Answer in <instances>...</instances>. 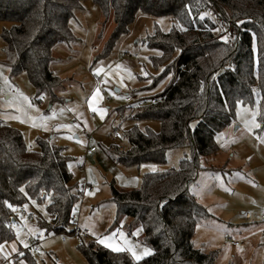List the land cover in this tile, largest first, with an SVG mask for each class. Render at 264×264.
Returning <instances> with one entry per match:
<instances>
[{
    "label": "trees",
    "instance_id": "trees-1",
    "mask_svg": "<svg viewBox=\"0 0 264 264\" xmlns=\"http://www.w3.org/2000/svg\"><path fill=\"white\" fill-rule=\"evenodd\" d=\"M93 1L102 11L98 37L108 22L114 23L94 62L110 55L138 12L174 21L169 31L156 27L142 39L158 52L151 56L157 72L138 74L141 86L132 91L146 102L116 109L119 116L135 123L157 120L160 130L134 124L122 131L127 147L101 145L103 151L115 164L126 167L164 165L171 149L189 148L190 154L177 167L142 173L139 187L119 188L114 180L110 182V200L116 205L113 226L128 217L124 228L129 235L142 227L139 241L151 247V254L137 261L130 251L117 252L83 237L78 249L89 264H215L217 251L206 252L194 244L198 224L214 215L191 186L202 169H213L201 161L218 153L216 136L235 121L238 103L257 104L264 127V0ZM83 2L0 0V20L12 22L0 33L4 64L11 76L27 73L40 101H63L56 90L65 79L50 64L57 45L78 40L71 21ZM222 22L231 23L233 42L221 39ZM167 78L164 87L155 91ZM36 145V149L28 147L18 128L0 119V244L15 239L14 219L32 201L47 200L48 217L36 213L39 228L46 233H71L79 188L70 168L72 157L48 139L38 138ZM14 259L15 264L19 260L39 264L29 248Z\"/></svg>",
    "mask_w": 264,
    "mask_h": 264
},
{
    "label": "rangeland",
    "instance_id": "rangeland-1",
    "mask_svg": "<svg viewBox=\"0 0 264 264\" xmlns=\"http://www.w3.org/2000/svg\"><path fill=\"white\" fill-rule=\"evenodd\" d=\"M83 6V9L76 11V19L71 22L78 40L69 47L59 49L60 53L56 48L55 60L50 64V68L65 79L56 90L63 101L49 102L48 98L40 101L26 72L11 76L10 69L4 64L6 54L3 50L4 41L0 37V119L17 127L23 133L27 146L32 149L37 148L38 138L48 139L64 148L65 153L72 157L70 168L74 182L92 185L93 193L90 198L83 204L78 201L75 210V218L89 231V236L84 240L99 242L111 237L106 243H111L113 239L119 242V238L129 235L122 222H128V217L120 225L113 226L116 205L110 200V182L114 180L119 188L139 187L140 177L132 181L129 179L131 173L140 171L142 174L145 171L177 167L180 160L190 154L189 148L171 149L167 152V162L164 165L145 163L126 167L113 163L101 147L113 143L127 147L128 142L122 136V131L134 124L141 129L150 127L160 130V122L157 120L135 123L119 116L116 109L126 106V95L133 91L134 85L141 84L138 74L157 72L151 63V56L158 52L148 48L142 39L152 34L156 27L169 31L174 21L169 16L138 12L129 32L119 38L110 55L94 62L95 54L101 49L114 23L112 20L108 22L99 38L101 8L93 0H84ZM11 26L12 22L0 20V33ZM136 54L138 57H135ZM115 63L134 74L133 83L116 92L115 87L118 86L107 78L102 85L107 92L103 107H92V104L90 107V98L99 90L94 74L100 66L109 67V64ZM167 80L168 78L162 81L155 91L161 90ZM107 106L109 115L103 120L99 110ZM258 112L257 104H237L235 121L216 136L220 148L218 153L201 161L203 165L212 166L213 169H202L196 183L191 186V191L196 194L199 202L214 214L209 219V225L200 224L197 228L195 244L217 251V264L263 262L264 227L261 223H264V127L259 123ZM253 120L260 127H253ZM89 134L94 137L99 148L92 157L86 155ZM46 204L47 200L42 203L32 201L25 206V212L19 215V221L13 223L16 237L12 241L20 245L21 252L29 248L39 264H52L53 261L62 264H89L78 249L81 238L70 232L46 233L39 228L36 213L40 212L48 217ZM246 213L252 215L251 220L245 219ZM255 220L259 222H252ZM247 226L256 227V230L248 237L239 236V232H243ZM140 229L129 236L139 244L137 248L141 252L149 248L152 253L151 247L139 241L142 235ZM29 234L40 239L41 247L38 250H34L29 242ZM226 234L233 239L240 237L243 244L238 248L232 247ZM62 236H66V241L61 240ZM127 242L125 240L124 244L127 245ZM6 245L0 248V264H15V252L10 247L6 249Z\"/></svg>",
    "mask_w": 264,
    "mask_h": 264
},
{
    "label": "crops",
    "instance_id": "crops-1",
    "mask_svg": "<svg viewBox=\"0 0 264 264\" xmlns=\"http://www.w3.org/2000/svg\"><path fill=\"white\" fill-rule=\"evenodd\" d=\"M76 19V18H75ZM72 22V21H71ZM100 25V24H99ZM77 37V36H76ZM78 38V37H77ZM70 45H65V44H59V45H57L56 47H55V49L57 48V51L60 53V50L59 49H63V47H69ZM54 52H55V50H54ZM57 52V53H58ZM111 64V63H110ZM108 65L109 67H106V66H104V65H102V66H100L99 67V69H102V71H100L99 72V75H103V80H106L107 78H109L110 80H112L113 82H114V84L115 85H117L118 87H115V88H119V92L121 91V88H123V87H129L130 86V84H132L133 83V81H134V77H133V75L134 74H132V73H130L129 71H127L122 65H120L119 63H115V65ZM55 72V71H54ZM101 73H103V74H101ZM96 74H98L97 72H96ZM58 75V74H57ZM129 85V86H128ZM141 86V84H139V85H134L133 86V90L134 89H136V88H139ZM99 88V87H98ZM138 95H146V94H148V93H146V92H139V93H137ZM104 95L105 94H102L101 93V90H100V88H99V94L96 96V98L95 99H92L91 100V104H92V107H103L102 105H103V103H104ZM127 95H135V94H133L132 92L130 93V94H127ZM93 97V96H92ZM109 107L107 106V108H100V110H99V112H100V114H101V118L103 119V120H105L107 117H108V115H109V113H108V109ZM90 114H92V112H90ZM94 114V113H93ZM94 116V115H93ZM87 141V140H86ZM87 143V142H86ZM87 148H88V144H87ZM98 149L99 148H97V150L95 151V152H93L92 154H87V150H86V155L88 156V157H92V156H94V154L96 153V152H98ZM104 153V152H103ZM114 163V162H113ZM146 172V171H145ZM128 174V173H127ZM141 173H140V171H138V172H133V173H131V175H130V178L129 179H131L132 181H134V180H138L139 179V177H140V179H141ZM80 185V184H79ZM92 193H93V190L92 191H90V192H88V194H87V196L85 197V199L82 201L83 203H84V201H86L87 200V198H90V195H92ZM195 194V193H194ZM196 195V194H195ZM197 197V196H196ZM81 202V203H82ZM82 203V204H83ZM214 215V214H213ZM262 216H264L263 214H262ZM214 217V216H213ZM245 217V216H244ZM215 218H217V216H215ZM212 219V218H211ZM245 219L246 220H249V219H247L246 217H245ZM252 219V218H251ZM250 219V220H251ZM16 220V222L17 221H19V219H15ZM124 220V219H123ZM128 220H129V218H128ZM127 221V220H126ZM126 221L124 220V221H122L123 222V224H125L126 223ZM264 221V220H263ZM252 222H255V223H257V222H259V220H255V221H252ZM209 223H210V220L208 219V220H204V221H202V222H200L199 224H198V226H197V228L199 227V225L200 224H205V225H209ZM122 224V225H123ZM262 224V226L264 227V223H261ZM260 224V225H261ZM260 225H259V227H260ZM262 227V228H263ZM138 228H141L140 229V231L143 233V229H142V227H138ZM138 228H136L135 230H137ZM258 228V227H257ZM245 230H243V232H239V236H241V237H248V235L249 234H251V233H253V231H255L256 230V227H254V228H250V226L248 227H245L244 228ZM135 230L133 231V232H135ZM141 233V234H142ZM127 234V233H126ZM195 236H196V234H195ZM195 236H194V244H195ZM131 236H126V237H121V238H119L120 239V241L118 242V241H116V239H113V241H111V243L112 244H115L117 247H121V248H124L125 250H127V251H129L128 250V248L130 247L132 250H135L136 251V253H137V255H138V246L137 245H139V244H137L136 242H135V240H133V239H131L130 238ZM225 237H227V236H225ZM235 237V236H234ZM228 238V237H227ZM118 239V240H119ZM127 240L128 242H127V245H125L124 243H125V240ZM229 239V238H228ZM235 239H240V237H235ZM124 241V242H123ZM131 241V242H130ZM229 244H230V240H229V242H228ZM5 244H7L6 246H5V248L7 249V247H10V249L12 250V252H15L14 253V256L16 255V254H19V252H20V250H21V247H20V245H17L16 244V242H14V241H12V242H7V243H4V244H2V245H5ZM231 245V244H230ZM195 246H196V244H195ZM232 247H236V248H238L239 246H233V245H231ZM263 246V248H264V244L262 245ZM196 247H198V246H196ZM110 248V247H109ZM198 248H201L202 250H204V251H206V252H208V251H214L213 249H205V248H203V247H198ZM111 249H113V248H111ZM146 250H150L149 248H147ZM140 251V250H139ZM131 252V251H130ZM142 252L140 251V254H141ZM150 253H151V250H150ZM145 257V256H144ZM217 257H218V255H217ZM217 257H216V260H217ZM15 258V257H14ZM215 260V264H217L216 261ZM251 260V259H250ZM20 261V263L21 264H25L24 263V260H19ZM245 262H251V261H245ZM244 264H248V263H244Z\"/></svg>",
    "mask_w": 264,
    "mask_h": 264
},
{
    "label": "built area",
    "instance_id": "built-area-1",
    "mask_svg": "<svg viewBox=\"0 0 264 264\" xmlns=\"http://www.w3.org/2000/svg\"><path fill=\"white\" fill-rule=\"evenodd\" d=\"M222 24L224 26L223 36L228 37L227 42H229V43L233 42L234 32L232 31L233 27H232L231 23L230 22H228V23L222 22ZM135 57H138V55L136 54ZM94 78H95V82H96L97 86L101 90V93L106 94L107 93L106 90L102 87V85L104 83L102 75L95 73ZM177 81H178V78L175 79V82H177ZM125 101L127 102V104H130V105H143L146 102V99L144 97H141V96L126 95ZM91 115H93V113ZM87 144H88L87 154H92L98 148L94 137L90 134L87 136ZM91 190H92V185L89 183H83V184L79 185V188L77 190L78 201L82 202L85 199V197L87 196L88 192H90ZM263 215H264V211H263ZM245 217L247 219H251L252 215L250 213H246ZM71 233L76 235L79 238H82V237L86 238L89 236L88 229L83 228L79 224V222L76 218L74 219L73 225L71 227ZM226 236L229 238L230 244L233 246H241L243 244L242 240H240V239H233L228 234H226ZM28 240H29V242H31V245H32L34 250H38L41 247L40 239L37 236H35L34 234H29ZM61 240L66 241V236H62ZM14 257H19V254H16Z\"/></svg>",
    "mask_w": 264,
    "mask_h": 264
},
{
    "label": "snow or ice",
    "instance_id": "snow-or-ice-1",
    "mask_svg": "<svg viewBox=\"0 0 264 264\" xmlns=\"http://www.w3.org/2000/svg\"><path fill=\"white\" fill-rule=\"evenodd\" d=\"M221 39L224 40L225 42H227L228 37H227V36H222ZM100 71H102V69H98V70H97V73L99 74ZM98 94H99V90H97V91L93 94V97L90 98V104H89L90 107H91V100H92V99H95L96 96H97ZM93 111H96V109H93ZM252 126H253V127H257V128L260 127V125L257 124V123L255 122V120L252 121ZM250 130H251V128H250ZM9 207H12V206L9 205ZM111 239H112V238L109 237V238H106V239H101L99 242H100L101 244H105V246H107V247L113 248V250H114V251H117V252L125 250L124 248L117 247L115 244H112V243H106V240H111ZM2 247H3V245L0 244V248H2ZM128 250L131 251V255H132L137 261L141 260V259L143 258V256L151 254V253H150V250H145V251L142 252L140 255H137L136 251H135V250H132L130 247L128 248Z\"/></svg>",
    "mask_w": 264,
    "mask_h": 264
},
{
    "label": "water",
    "instance_id": "water-1",
    "mask_svg": "<svg viewBox=\"0 0 264 264\" xmlns=\"http://www.w3.org/2000/svg\"><path fill=\"white\" fill-rule=\"evenodd\" d=\"M115 91H116V92H119V88H115Z\"/></svg>",
    "mask_w": 264,
    "mask_h": 264
}]
</instances>
